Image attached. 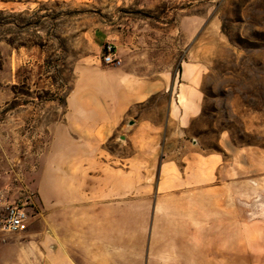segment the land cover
<instances>
[{
    "label": "rangeland",
    "instance_id": "obj_1",
    "mask_svg": "<svg viewBox=\"0 0 264 264\" xmlns=\"http://www.w3.org/2000/svg\"><path fill=\"white\" fill-rule=\"evenodd\" d=\"M98 28L111 36L123 30V53L133 56V72L168 75L174 87L132 108L123 129L103 142L100 159L107 163L108 184L122 178L137 179V185L128 184L122 197L98 208L151 212L205 206L213 211V234H181L188 248L209 256L202 264L241 263L225 255L241 248L238 227L248 229L249 264H264V0H0V246L23 248L27 241L19 235L27 228L17 234L2 229L6 206L24 205L30 221L47 211L38 184L48 167L51 132L66 114L79 67L103 64ZM179 83L187 87L177 92ZM193 87L199 105L185 116L180 97L193 100ZM169 99L172 110L179 106L170 119ZM180 112L181 119L174 117ZM146 120L149 125L142 123ZM137 126L147 130V141L128 140ZM146 149L151 163L120 165L119 159ZM189 178L202 186L182 183ZM167 179L177 182L165 186ZM187 194H213V202L175 198ZM231 222L233 231L226 234ZM122 238L123 248L148 243V234ZM39 240L33 238L32 247L43 258ZM31 258L27 264L37 263Z\"/></svg>",
    "mask_w": 264,
    "mask_h": 264
},
{
    "label": "crops",
    "instance_id": "obj_2",
    "mask_svg": "<svg viewBox=\"0 0 264 264\" xmlns=\"http://www.w3.org/2000/svg\"><path fill=\"white\" fill-rule=\"evenodd\" d=\"M95 35V41L102 50L106 44L116 48L121 66L94 64L79 67L77 83L67 99L66 114L52 129V139L47 151L49 156L46 160L48 167L38 184V194L47 211L41 217H35L37 221H30L29 218L27 230L19 234L27 238L25 243H21L23 248L8 244L0 246V264H18V261L27 264L26 261L32 262V255L34 260H37V263L32 264H190L191 261L193 264H202L203 257L207 256L206 252L188 248L181 234H213V211H208L205 206H194L195 209L193 206L180 207L177 211L163 208L151 212L98 208L99 203H104L108 198L122 197L128 184L133 187L137 185V179L126 182L122 178H115L113 183L108 184V178L105 176L107 163L100 159L103 155V142L119 128L123 129V123L132 108L146 103L159 92L171 93L174 87L168 75L164 78H153L147 75L139 76L133 72V56L128 57L123 53V30L111 36L98 28ZM135 47L137 46H134L133 50ZM184 76L182 71L181 80ZM181 85L187 87L186 84L179 83L177 92L180 91ZM192 92L193 100L185 94L180 97L179 106L184 110L185 116L188 112L195 113L199 105V97L194 87ZM179 106L175 105L172 110L169 99V119L177 112ZM174 117L181 119V112ZM190 117V114L187 115L185 121ZM142 123L148 124L149 121ZM140 128L139 126L135 132L126 135L128 140L134 141L143 136L147 141V130L141 132ZM148 144L146 143L147 146ZM133 155L135 156L128 160L119 159L120 165H139L144 164L143 161H147L145 164L151 163L148 157L152 155L148 149L134 151ZM194 161L197 162L198 158H194ZM196 162L194 169H197ZM171 164L175 165L174 162L166 165ZM94 171L98 173L91 174ZM186 181L193 188L202 186V182H195V179H182V183ZM176 182L177 180L167 179L163 184L174 186ZM107 184L112 187L109 193L104 189ZM175 198L182 199L186 204L213 202V194H187ZM90 200L93 202H89ZM230 225L225 227L226 234L233 231V222ZM37 227L39 229L35 231ZM238 231L242 236L238 240L241 242V248L231 252L226 250L225 255L230 261L235 259L241 261L240 264H249L250 257L247 255L244 238L248 229L238 227ZM123 234H148V243L131 244L123 248ZM36 237L40 238L41 245H37V248L43 258L32 247V240ZM15 251L17 260L15 259L14 263ZM211 256L213 259V252Z\"/></svg>",
    "mask_w": 264,
    "mask_h": 264
},
{
    "label": "built area",
    "instance_id": "obj_3",
    "mask_svg": "<svg viewBox=\"0 0 264 264\" xmlns=\"http://www.w3.org/2000/svg\"><path fill=\"white\" fill-rule=\"evenodd\" d=\"M101 61L105 66L119 67L121 60L117 50L111 44H106L103 48ZM29 215L26 207L20 204H11L5 208V218L2 229L7 233H18L24 231L28 226Z\"/></svg>",
    "mask_w": 264,
    "mask_h": 264
},
{
    "label": "water",
    "instance_id": "obj_4",
    "mask_svg": "<svg viewBox=\"0 0 264 264\" xmlns=\"http://www.w3.org/2000/svg\"><path fill=\"white\" fill-rule=\"evenodd\" d=\"M134 122L132 121V122H130L129 124L131 125V124H133Z\"/></svg>",
    "mask_w": 264,
    "mask_h": 264
}]
</instances>
